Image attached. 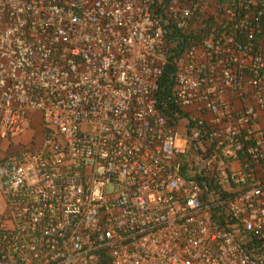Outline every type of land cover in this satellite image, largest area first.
Returning <instances> with one entry per match:
<instances>
[{"label": "built area", "instance_id": "2783aa9c", "mask_svg": "<svg viewBox=\"0 0 264 264\" xmlns=\"http://www.w3.org/2000/svg\"><path fill=\"white\" fill-rule=\"evenodd\" d=\"M0 200V264H264V0H0Z\"/></svg>", "mask_w": 264, "mask_h": 264}, {"label": "trees", "instance_id": "16d2710c", "mask_svg": "<svg viewBox=\"0 0 264 264\" xmlns=\"http://www.w3.org/2000/svg\"><path fill=\"white\" fill-rule=\"evenodd\" d=\"M172 71V67L168 66L166 67V69L163 71V74L160 78L159 84H160V91H159V97L160 99H162L165 102V111L167 113H173L175 111V106L173 105V103L168 99V97H170V93H171V89H172V81H171V77H170V73ZM187 158V157H186ZM188 161L186 160V163L184 162L182 165V173L184 174L185 177L187 178H193L198 180L199 182H201V177L199 176L198 173V168L196 166H192L191 165V170L193 171V173H189L188 172V168L189 165L187 164ZM102 264H108V262H103Z\"/></svg>", "mask_w": 264, "mask_h": 264}, {"label": "rangeland", "instance_id": "374dc122", "mask_svg": "<svg viewBox=\"0 0 264 264\" xmlns=\"http://www.w3.org/2000/svg\"><path fill=\"white\" fill-rule=\"evenodd\" d=\"M31 123H27L25 126V131L27 136H29V139L32 140V142L34 143V145L38 144L42 138V128L39 126V123H36V125L34 126H30ZM111 186H107L106 187V191L109 192L111 191ZM1 203V200H0ZM1 211V210H0Z\"/></svg>", "mask_w": 264, "mask_h": 264}, {"label": "crops", "instance_id": "0c3cea01", "mask_svg": "<svg viewBox=\"0 0 264 264\" xmlns=\"http://www.w3.org/2000/svg\"><path fill=\"white\" fill-rule=\"evenodd\" d=\"M1 207H2V206H1V204H0V209H1Z\"/></svg>", "mask_w": 264, "mask_h": 264}]
</instances>
